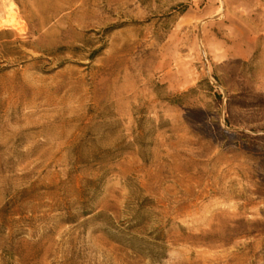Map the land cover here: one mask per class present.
<instances>
[{
    "label": "rangeland",
    "instance_id": "obj_1",
    "mask_svg": "<svg viewBox=\"0 0 264 264\" xmlns=\"http://www.w3.org/2000/svg\"><path fill=\"white\" fill-rule=\"evenodd\" d=\"M0 264H264V0H0Z\"/></svg>",
    "mask_w": 264,
    "mask_h": 264
}]
</instances>
